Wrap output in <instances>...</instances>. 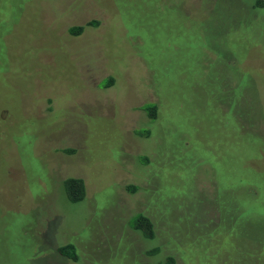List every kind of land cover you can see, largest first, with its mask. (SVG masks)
I'll list each match as a JSON object with an SVG mask.
<instances>
[{"label":"rangeland","instance_id":"rangeland-1","mask_svg":"<svg viewBox=\"0 0 264 264\" xmlns=\"http://www.w3.org/2000/svg\"><path fill=\"white\" fill-rule=\"evenodd\" d=\"M255 4L0 0V264H264Z\"/></svg>","mask_w":264,"mask_h":264},{"label":"trees","instance_id":"trees-1","mask_svg":"<svg viewBox=\"0 0 264 264\" xmlns=\"http://www.w3.org/2000/svg\"><path fill=\"white\" fill-rule=\"evenodd\" d=\"M255 6L257 8H264V0H256ZM95 25L94 22H91L89 26ZM84 32V27H75L70 30V33L73 36H80ZM112 79L110 83H112ZM145 111L152 120H156L158 117V107L154 104L145 106ZM65 187L69 194V198L72 202L78 203L85 199L86 189L83 180L78 178H69L65 182ZM136 188H130V191L133 192ZM134 229L139 231L145 238L153 239L155 236V226L152 220L142 214L137 215L134 218ZM59 254L63 257L69 258L73 261L78 260V254L76 248L69 244L64 247L59 248Z\"/></svg>","mask_w":264,"mask_h":264}]
</instances>
